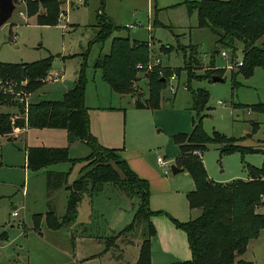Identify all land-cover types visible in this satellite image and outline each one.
<instances>
[{
  "label": "rangeland",
  "instance_id": "1",
  "mask_svg": "<svg viewBox=\"0 0 264 264\" xmlns=\"http://www.w3.org/2000/svg\"><path fill=\"white\" fill-rule=\"evenodd\" d=\"M58 1L63 3L62 10L67 9V15L58 21L57 26L38 25L35 17H28L25 4L18 1L12 18L0 28V63H33L52 57L51 72L46 83L35 94L21 95L24 102L14 97L26 110L30 104L40 101L63 100L66 91L75 86L87 55L84 66L86 106L114 107L120 111L117 112L119 114L105 117L92 112L90 122L92 119L93 131L101 140H114L119 146L117 148L125 147L124 150L129 152L142 150L140 156L144 162L161 176L173 180L172 193L151 191V208L167 214L158 216L161 240L151 241L152 264L184 263L191 254L188 237L173 219L185 224L196 218L197 214L191 212L187 197L189 191L195 190V184L188 173L174 175L171 166L176 165L179 155V146L174 137L193 131L195 113L191 109V92L201 89L210 95L209 109L203 121L204 131L209 136L216 131L228 138H237L241 146L264 149V110L251 108L264 106V69H255L248 78L238 75L236 81L239 87L233 89V73L238 68L231 60L227 62L216 54V51L222 52L223 49L216 45L214 34L208 28L198 27L197 13L189 14L185 4L186 1L202 0H106L105 14L121 28L105 43L91 46L90 42L97 32L94 26L99 0ZM72 3L74 7H71ZM154 23L157 25L154 26ZM114 37H129L134 44H149L151 54L146 65L154 64L156 59L161 62V66L137 76L139 80L130 95L114 93L103 80L101 70L94 67L100 55L109 54ZM169 47L172 49L166 51ZM192 47L198 50L194 55L197 58L195 63L189 61ZM242 60L240 53L237 61ZM228 66H232L233 70ZM161 67L180 70L179 76L176 74L178 78L168 81L162 90L158 110L136 109L134 99L141 97L144 102L149 97L147 74ZM215 69L224 72L222 75L213 74ZM187 71L199 76L198 79L213 74L224 78L225 82H213L206 78L193 80L189 84ZM171 86L177 89L176 93L172 92ZM6 110L19 113L18 109ZM256 124L257 130L254 132ZM68 138L67 131L52 129H28L11 141L0 136V264H77L73 254L85 264H129L137 259L139 245L146 237L143 226L133 233L122 234L118 242L120 247L136 243L126 252L129 262L127 259L120 260L121 263L115 260L112 256L114 252L106 253V243L99 240L119 235L131 224L139 206L137 199H128L112 185H105L94 198L85 195L76 224L71 229L53 232L48 228L45 216L50 202L55 206L57 215L63 216L69 192L63 187L50 199L47 173L54 170L70 173V185L80 177L81 169L88 162L83 160L74 166L63 163L33 172L26 167L27 151L30 147H69L70 159H85L90 155V149L85 144L78 142L70 145ZM195 154L201 155L198 151ZM158 157L169 163L167 175L159 167ZM202 159L209 179L223 185L235 180H250L247 166L259 169L264 163L261 153L244 157L240 153L221 156L219 146L215 144L208 146ZM258 211L264 215V198ZM14 213H18V216H14ZM36 214L43 215L40 225L42 235L31 230L34 225L32 217ZM83 223L89 224L82 230L84 233L90 230L92 238L73 240L71 231ZM115 246L113 243L111 248ZM92 256L98 257L83 261ZM245 260L252 264H264V234L252 242Z\"/></svg>",
  "mask_w": 264,
  "mask_h": 264
},
{
  "label": "trees",
  "instance_id": "2",
  "mask_svg": "<svg viewBox=\"0 0 264 264\" xmlns=\"http://www.w3.org/2000/svg\"><path fill=\"white\" fill-rule=\"evenodd\" d=\"M18 1L25 4L28 17H35L40 26H57L59 15L62 12L67 15L66 11L62 10V2L58 0H15V3ZM99 2L97 23L94 26L97 32L90 46L105 43L121 28L105 14L106 0ZM185 4L189 14L197 13L198 27L210 29L215 36L216 45L229 51L233 64L238 62V55L242 53L243 66L233 73L234 90L239 87L236 81L238 75L248 78L253 75L255 69H264V0H202L186 1ZM156 25L157 23H154V26ZM166 49L169 51L172 48ZM197 53V48L192 47L189 57L191 63L197 62L194 57ZM150 54L149 44H134L129 37H114L109 54L100 55L94 67L101 70L103 80L110 85L114 93L130 95L133 93L134 84L139 80L137 76L144 74L137 66L146 65ZM86 57L87 55L84 57V66ZM51 66L52 57L33 63H0V80L13 81L18 86L27 81L22 89L31 95L46 83ZM84 66L75 86L65 93L63 100L40 101L30 104L27 110L14 96L6 94L0 87V136L12 137L16 131L23 129L65 130L69 134L70 145L78 142L85 144L90 149V155L85 159H70L69 147L28 148L26 167L33 172L52 165L70 163L74 166L83 160L88 162L81 169L80 177L70 185V173H47V193L50 199L63 187L69 192L63 217L57 216L50 202V209L45 216L48 228L57 231L74 224L85 195L94 198L103 191L105 185H112L128 199H137L139 206L131 224L119 235L105 238L106 250L111 249L122 234L133 233L143 226L146 237L141 243L135 264H152L151 241L157 236L153 219L166 213L151 209L149 181L130 168L128 162L120 155L121 150L104 147L92 134L89 108L86 106ZM184 69L186 70V67ZM223 72L224 70L215 69L213 74L222 75ZM179 73L178 69L164 67L158 68L154 73H148L149 97L144 102L141 97L135 99L134 107L138 110H158L162 90L168 85L170 77L174 74L179 76ZM213 74L198 79L199 76L187 71L188 83L196 79L212 80ZM191 93V109L195 113L193 131L174 137L179 146L176 166L191 175L195 190L187 194L189 206L191 210H200L201 214L185 224L173 219L175 225L187 234L191 251V259L181 264H252L242 258L250 243L264 233V215L258 211L264 198V163L259 169L247 166L250 180H235L223 185L213 183L209 179L202 156L211 144L219 146L221 156L240 153L244 157L247 154L261 153L264 157V149L241 146L237 138H228L216 131L213 136H209L204 131L203 121L207 116L205 112L209 109L210 95L201 89ZM251 108L264 110L263 105ZM6 109H18L19 113ZM256 130L257 124L253 128L254 132ZM197 151L201 155L195 154ZM42 220L41 214L33 216L36 232L40 231Z\"/></svg>",
  "mask_w": 264,
  "mask_h": 264
},
{
  "label": "crops",
  "instance_id": "3",
  "mask_svg": "<svg viewBox=\"0 0 264 264\" xmlns=\"http://www.w3.org/2000/svg\"><path fill=\"white\" fill-rule=\"evenodd\" d=\"M35 1H41V0H35ZM60 2V1H59ZM22 3V2H21ZM67 4V3H66ZM62 5H63V3H62ZM75 6V4L74 3H72L71 4V7H74ZM66 12H67V9L65 10ZM50 72H51V70H50ZM49 75H50V73H49ZM67 91H69V90H67ZM66 91V92H67ZM35 94V93H34ZM34 96V95H33ZM122 96V95H121ZM134 101H135V99H134ZM133 104H134V102H133ZM89 108V113L91 114V118H92V112L93 113H96L97 115L99 114V116H108V115H110V114H119V113H117V112H120L118 109H115L114 107H108V108H103V107H99V108H90V107H88ZM125 112V111H124ZM28 131V129H23V130H18V131H16L14 134H13V136L12 137H6V138H8V140L9 141H11V140H13L14 138H15V136H17L19 133H21V132H27ZM91 132H92V134L94 135V136H96L97 137V139H100V141H101V143L104 145V147H106V148H110V149H119V150H121V152H120V155L122 156V158L123 159H125L127 162H128V164H129V166H130V168L136 173V174H138L140 177H142V178H144V179H146V180H148L149 181V183H150V187H151V191H152V193H172L173 192V180H171V179H169L168 177H163V176H161L160 175V173H158V172H156V171H154V169H152V167L151 166H149L146 162H144V160H142L143 158H141V156H140V152H142V150H137L136 152L135 151H133V152H129V151H125L124 149H125V147H123V148H117V147H119V146H117L118 144H116L115 142H114V140H111V139H106L105 141L104 140H101V138L98 136V134H96L94 131H93V120L91 119ZM2 137V136H1ZM99 141V142H100ZM100 143V144H101ZM101 144V145H102ZM179 156V155H178ZM178 156H177V158H178ZM159 158V157H158ZM176 158V159H177ZM142 160V161H141ZM157 163H158V161H157ZM159 165V164H158ZM160 167V166H159ZM161 168V167H160ZM180 169H182V168H180ZM161 170H163L162 168H161ZM54 172H62V173H67V172H63V171H57V170H54ZM182 173H188V172H186L184 169H183V172H181V173H178V174H176V175H179V174H182ZM189 174V173H188ZM192 191H194V190H192ZM190 192V191H189ZM83 200H84V198H83ZM82 203H83V201H82ZM82 203L80 204V206L82 205ZM80 206H79V209H80ZM67 207V206H66ZM150 207H151V199H150ZM54 208H55V206H54ZM157 208V207H156ZM16 209V208H15ZM152 210H153V208H151ZM55 210H56V208H55ZM191 210V209H190ZM153 211H157L156 209H154ZM191 212H196V214H197V216H196V218H198L199 216H200V214H201V211L200 210H191ZM197 212H199V213H197ZM56 213H57V211H56ZM66 213V212H65ZM199 214V215H198ZM36 215H38V214H36ZM65 215V214H64ZM63 215V216H64ZM58 216V215H57ZM63 216H58L59 218H61V217H63ZM134 218V217H133ZM196 218H194V219H196ZM32 220H33V217H32ZM159 217H155L154 219H153V222H154V224H155V227H156V229H157V236L155 237V238H153L152 239V241L154 240V239H156V241L157 240H159V238H160V240H161V232H160V229H159V227H158V225H159ZM192 220V219H191ZM77 221V220H76ZM76 224V222L74 223V224H72L71 226H69V227H65V228H62V229H71V227L73 226V225H75ZM84 227H89V224H85L84 225V223L83 224H80V225H76L75 226V230H72L71 232H72V239L73 240H75V239H79L80 241H82L83 239H87V238H92V232H90V230H88V232H83V228ZM62 229H60V230H62ZM31 230H33V231H35L34 230V225H33V227L31 228ZM51 230V229H50ZM60 230H57V231H54V230H52L53 232H59ZM81 230V231H80ZM36 232V231H35ZM38 234L39 235H42V232H41V229H40V231L38 232ZM264 234V233H263ZM262 234V235H263ZM262 235L260 236V238L262 237ZM93 238H95V237H93ZM122 238H119L116 242H115V247H117V248H111V249H109V250H107V252L106 253H108V254H112V252H114L113 254H112V256L114 257V259L115 260H119V262L121 263V261L120 260H124V259H127L128 258V256H127V254H126V252H127V250L130 248V247H132V246H134V245H136V243L134 244V242H132V243H130L129 245H127V246H125V247H120V245L118 244V242L121 240ZM99 240H101V241H104L105 242V240L104 239H100L99 238ZM54 242H56L55 240H54ZM253 242V241H252ZM252 242L250 243V245H249V247H248V250H247V252H246V254L243 256L244 258H242L243 260H245V258L247 257V253H248V251H249V248H250V246H251V244H252ZM139 246H141V244L139 245ZM166 247L168 248L169 247V241L168 242H166ZM190 250V249H189ZM106 251V250H105ZM118 252V253H117ZM139 252H140V248H139ZM190 253H191V251H190ZM115 254H118V255H115ZM97 257L98 256H92V257H90V258H86V259H84L83 261H88V260H92V259H94V260H96L97 259ZM127 257V258H126ZM138 257H139V254H138ZM138 257H137V259L135 260V262H129L128 261V259H127V261L129 262V264H135L136 262H137V260H138ZM191 259V254H190V256H189V258H186L185 260L186 261H188V260H190ZM73 260H74V262L75 263H77V264H85V263H83L81 260H80V258H78L75 254H73ZM186 261H184V262H186ZM246 261V260H245ZM116 262V261H115Z\"/></svg>",
  "mask_w": 264,
  "mask_h": 264
},
{
  "label": "built area",
  "instance_id": "4",
  "mask_svg": "<svg viewBox=\"0 0 264 264\" xmlns=\"http://www.w3.org/2000/svg\"><path fill=\"white\" fill-rule=\"evenodd\" d=\"M77 1L81 2L82 0H77ZM59 16H60V18H59V20H60V19H63L66 16V14L62 12ZM220 55L227 62L229 60H231L230 53L227 50H223L222 52H220ZM234 65H235L236 68H240V67L243 66V61H238ZM159 66H161V62H160L159 59H156L154 61V64H152V63H150L148 65H142V64H140V65L137 66V69L140 70V71H144V72L148 71L149 72V71H152L153 69H155L156 67H159ZM228 68L231 69V70H233V67L232 66H228ZM177 78H178L177 75L174 74L172 77H170L169 82L175 81ZM26 84H27V81H23L21 83V85L18 86V84L15 83V82H13V81L0 80V87L2 89L4 88L3 89L4 92L6 94L15 96L18 100L20 98V100L22 102H24V96H21V95H26V96L30 95V94L26 93L22 89V87L25 86ZM171 90H172L173 93H176V91H177V89L174 86H171ZM220 104H221V102H220ZM158 164L163 169L164 173L167 175L169 173V169H170L169 163L164 158L159 157L158 158ZM14 216H18V213H14Z\"/></svg>",
  "mask_w": 264,
  "mask_h": 264
},
{
  "label": "water",
  "instance_id": "5",
  "mask_svg": "<svg viewBox=\"0 0 264 264\" xmlns=\"http://www.w3.org/2000/svg\"><path fill=\"white\" fill-rule=\"evenodd\" d=\"M15 10V0H0V28L12 18ZM216 54H220V52L216 51ZM212 81L224 83L225 79L220 76H213ZM171 170L174 175L183 172V169L178 168L176 165L171 166Z\"/></svg>",
  "mask_w": 264,
  "mask_h": 264
}]
</instances>
